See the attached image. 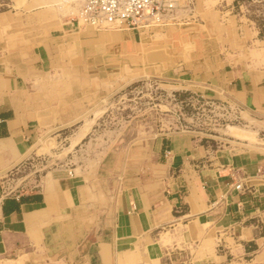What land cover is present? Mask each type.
<instances>
[{
  "label": "rangeland",
  "instance_id": "obj_1",
  "mask_svg": "<svg viewBox=\"0 0 264 264\" xmlns=\"http://www.w3.org/2000/svg\"><path fill=\"white\" fill-rule=\"evenodd\" d=\"M69 1L0 0V13L7 14L0 22V69L22 76L26 96L16 98L26 101L20 111L34 114L38 126L28 158L4 170L8 159L0 151L2 188L8 193L36 188L69 168L85 187L79 211L43 223L32 245L1 255L14 257L1 264L104 262L97 237L103 218L112 213L121 189L160 182L163 173L157 171L150 145L164 132L192 130L210 148L255 150L264 159V116L241 107L229 92L214 94L217 78L206 79L214 61L250 73L262 70L257 78L264 73V0H178L174 21L152 27L150 34L144 29L131 49L114 47L105 55L107 67L95 73L70 61L74 45L62 28L79 3ZM81 26L73 39L95 29ZM105 31L117 37L118 30ZM41 43L59 48L48 68L27 72L24 60ZM148 45H163L169 52L165 69L149 64ZM107 47L103 54L111 53ZM139 54L144 58L140 71ZM175 67L197 74L181 78L173 75Z\"/></svg>",
  "mask_w": 264,
  "mask_h": 264
},
{
  "label": "crops",
  "instance_id": "obj_2",
  "mask_svg": "<svg viewBox=\"0 0 264 264\" xmlns=\"http://www.w3.org/2000/svg\"><path fill=\"white\" fill-rule=\"evenodd\" d=\"M6 16L0 13V22ZM64 23L67 28H62V34H68L74 45L70 61L85 66L88 73H95L103 64L107 67L106 56L113 53L114 47L131 49L144 30L90 29L78 32L81 36L75 40L73 32L85 26L69 19ZM111 29L118 30L116 38V32L105 31ZM151 29L143 32L150 34ZM129 33L134 38L127 36ZM106 46L112 47L111 53L101 52ZM163 47L148 45L146 51L149 64L159 63L165 69L169 52ZM57 49L53 43L35 46L24 60L25 70L48 68ZM137 59L140 64L144 58L139 54ZM211 65L206 79L212 80L210 75L217 78L214 94L220 89L229 92L241 107L264 116V73L257 78L262 70L250 73L216 61ZM141 68L140 64L139 71ZM173 69V75H182L181 78L197 74L193 68ZM3 71L0 69V151L8 159L6 170L29 157L38 126L34 114L20 111L21 103L26 101L16 98L20 93L26 96L19 84L22 76L17 70L6 74ZM150 146L157 171L163 173L160 182L152 179L117 193L112 213L103 218L102 231L97 234L106 255L105 261L98 263L181 264L182 260H190L194 264H264V179L257 173L264 161L262 155L250 149L210 148L187 129L164 132L154 137ZM74 174L63 169L44 178L39 187L12 193L5 192L0 181V261L14 258L1 255L32 245L35 231L43 223L80 210L77 206L85 187ZM237 182L241 183L239 188L234 186ZM246 254L253 256L246 260Z\"/></svg>",
  "mask_w": 264,
  "mask_h": 264
},
{
  "label": "built area",
  "instance_id": "obj_3",
  "mask_svg": "<svg viewBox=\"0 0 264 264\" xmlns=\"http://www.w3.org/2000/svg\"><path fill=\"white\" fill-rule=\"evenodd\" d=\"M79 3L73 13H69V21L78 25H88L95 29L134 27L149 29L162 26L175 18L178 0H70ZM74 174L73 168L67 170ZM258 175L264 179V161L257 168ZM235 187L241 186L237 182ZM181 264H194L190 260H182Z\"/></svg>",
  "mask_w": 264,
  "mask_h": 264
},
{
  "label": "bare ground",
  "instance_id": "obj_4",
  "mask_svg": "<svg viewBox=\"0 0 264 264\" xmlns=\"http://www.w3.org/2000/svg\"><path fill=\"white\" fill-rule=\"evenodd\" d=\"M124 42V41H123Z\"/></svg>",
  "mask_w": 264,
  "mask_h": 264
}]
</instances>
